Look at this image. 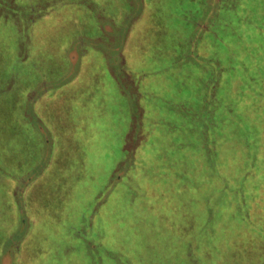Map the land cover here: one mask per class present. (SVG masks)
<instances>
[{"label":"rangeland","instance_id":"rangeland-1","mask_svg":"<svg viewBox=\"0 0 264 264\" xmlns=\"http://www.w3.org/2000/svg\"><path fill=\"white\" fill-rule=\"evenodd\" d=\"M10 1L0 0V264H238L242 247L231 249L228 238L245 231L227 206L216 212L214 198L225 189L212 179L244 171L241 144L261 141L264 115L241 100L246 94L229 97L233 81L227 143L211 148L219 163L189 143L195 137L181 116L200 107L197 77L208 71L185 44L196 30L187 11L200 0H79L91 5L76 10L67 0ZM101 9L114 24L96 20ZM30 13L38 15L31 24ZM79 32L96 36L78 39ZM245 45L248 61L255 44ZM262 68L264 83V54ZM180 136L184 148L176 146ZM161 150L164 162L186 153L182 173L157 160ZM133 158L139 169L155 167L140 178L141 192L118 183L105 197L119 163ZM246 250L239 264H264L259 250Z\"/></svg>","mask_w":264,"mask_h":264},{"label":"trees","instance_id":"trees-1","mask_svg":"<svg viewBox=\"0 0 264 264\" xmlns=\"http://www.w3.org/2000/svg\"><path fill=\"white\" fill-rule=\"evenodd\" d=\"M78 1L79 0H67L69 4L73 3L74 7L72 9L75 10L80 5H91L90 1L87 3H85L86 1H84V3ZM10 3H12L11 6H13L15 4V0H11ZM201 6H203L202 9L199 8ZM204 6L207 9L204 8ZM194 10L195 12H192L191 10L187 11V13H189L187 17L191 19V21L196 22V30L195 32H192L190 37H187L188 41L187 39L186 41L188 43L185 44L187 52L193 55V61L198 66H201L202 63H204L205 67H208V71L204 78L202 76L197 77L198 81L204 86L205 89L202 94H199V100L201 101L200 107L198 109L192 108L193 117L182 114L181 117L184 118L182 121V127L184 128V131H188V128H190V133H192L193 137H195L193 140H191L192 142L189 143H194L195 141L197 144L196 149L198 147L205 148L207 150V158L210 163L213 160L214 164H216L215 156L217 158V155H211V150L216 149L218 144L220 146L223 143L224 145L227 143L226 140L228 139V135L225 129V124L227 121L233 119L232 114H235V108L231 107L234 105L229 104L226 98V90L228 86L233 85V81L234 86L236 84L237 86L234 87V91H232V93L231 89L229 90V97L233 96L235 99H237L240 95L246 94L243 98H241V100L247 98L251 103L254 101L256 107H261L262 112L260 115H264V83H262L261 78L263 70L262 56L264 54V44H262V42H264V0H200L199 5ZM102 11L103 12H101V15L99 13L95 15L96 20H101V17L105 15V18L103 19H107L108 22H112L114 24V19L111 20V18L108 17L107 11ZM56 12L57 11H55V13ZM39 13L40 12L38 11L37 14L39 15ZM95 13L93 12V14ZM43 14L44 17L45 14L48 13ZM12 15L13 12L10 13V16ZM38 15L35 16L34 13L27 14L26 20H28L31 24V19H35L38 17ZM71 15H73V12ZM43 17L41 21L38 20V24L41 26L43 25ZM78 18L79 17H77V19ZM221 29L226 31L225 35L220 32ZM86 36L92 39L93 36L96 35L92 32H79L76 35L78 39L84 38ZM208 38H212V42L211 44L208 43V46H206V40ZM246 43H248V46L250 47L251 44L254 43L256 50V57L251 56L248 61L243 60V57L245 58L246 52L248 51L245 45ZM204 45L207 48V53L204 51V49H206L204 48ZM219 47L220 49L222 47L227 49L228 57L226 59L222 56L220 49L218 50ZM115 59H118V57H115L114 60ZM236 60H242V63L236 62ZM83 66V62L79 63L78 65L76 64L71 71L77 68L79 71V69H82ZM109 67L110 66L107 63L106 68L108 70H110ZM202 67H204V65H202ZM258 70L259 73H257ZM249 71H251V73ZM234 73L237 74L234 75ZM244 73L249 74L244 76ZM77 76L78 74L76 72L72 76L73 80L71 81L75 82ZM255 83L257 84L256 87ZM253 84L254 87L252 86ZM30 97L31 92H28L26 98L31 99ZM32 101L33 99L30 100L31 103H28L30 104L29 110L32 109ZM184 104L187 103L184 101ZM223 107L225 108L224 113H221L220 111L218 112L219 108ZM137 108L138 107L134 104L133 111L131 113L132 117L134 114H138ZM236 114L238 113L236 112ZM235 118L240 120L243 119L238 115H236ZM234 122H236V120ZM188 123H191L192 126H190L191 124L189 125ZM262 123L264 124V122ZM234 124L236 126V123ZM249 138L252 137L248 136L247 140L243 143L244 145L241 144L247 153L245 162L243 163L244 165L242 166L244 171L241 172L239 176L231 171L230 174L224 178H222V174H219V176L213 175V182L221 183L225 189L223 196H221L222 194L220 196H218V193L216 194L218 198L215 196L214 202L215 210L218 214H220V211H222L224 206H227L226 209L228 210V213L230 216L232 215V218H235L232 220V222H237L235 224L240 226V229L243 228L245 231L243 232L244 234H238L237 240H234V236L228 238V243L230 244L231 249L233 245L235 248H237V250L240 248V246L242 247V249H240L239 255H237V257H232L237 258L238 262L241 263L242 261L249 259V257L246 255L248 252L246 249L249 248L254 252L255 250H259L256 258L257 262L261 263L262 261L264 262V137H262L261 141L259 142H253L251 140L248 141ZM177 140L176 146L181 145L180 147H183L187 144L184 140H182L181 136ZM174 144L175 139H173V143L170 145L168 150H172ZM163 152L165 151L161 150L160 152L156 153L157 160L160 161L161 164L167 163L165 166H169V169L171 167H177L176 173H178V175L182 173L181 171L179 172L178 167L179 165L182 166V156L186 153L181 152V155L173 157L172 159H168L164 162V159L162 158L165 156V153L162 154ZM134 160V158L132 160H122L119 163L118 167L122 169H118L119 171H116L111 175L109 183L106 186L108 188V192L105 197H111L114 188L118 183L119 185L126 186L128 189H134V193H136L135 189H138L141 192V189L139 188V184H142V182H140V178L144 176L146 169L150 167L152 170L155 167H152L154 165H149L144 170L139 169L137 167V163L134 162ZM229 161L223 164V167L224 165H230ZM218 163L219 160L217 158V164ZM163 170L164 169H162V171ZM230 179L232 181L236 179L235 182L240 180V182L235 186L234 191L230 189ZM259 187L261 189H258ZM17 190H10V193L15 195ZM105 199L106 198L103 200L101 199L100 204L106 202L107 200ZM103 234H100V236H103ZM238 237L240 239H238ZM7 251H10V249H7L5 252ZM242 257L243 260L239 261ZM102 264H104V262H102Z\"/></svg>","mask_w":264,"mask_h":264}]
</instances>
